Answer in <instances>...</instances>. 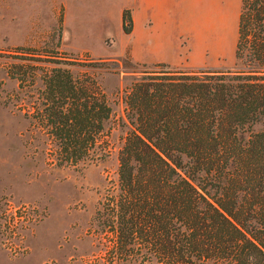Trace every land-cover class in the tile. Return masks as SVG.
Wrapping results in <instances>:
<instances>
[{"label": "rangeland", "instance_id": "1", "mask_svg": "<svg viewBox=\"0 0 264 264\" xmlns=\"http://www.w3.org/2000/svg\"><path fill=\"white\" fill-rule=\"evenodd\" d=\"M242 3L0 0V264H166L121 247L111 226L129 130L125 90L143 70L241 66ZM59 66L101 85L113 106L104 159L58 164L29 114Z\"/></svg>", "mask_w": 264, "mask_h": 264}, {"label": "trees", "instance_id": "2", "mask_svg": "<svg viewBox=\"0 0 264 264\" xmlns=\"http://www.w3.org/2000/svg\"><path fill=\"white\" fill-rule=\"evenodd\" d=\"M236 59L143 70L127 86L111 223L121 247L166 264H264V0H243ZM44 98L29 114L58 164L112 153L101 85L59 66Z\"/></svg>", "mask_w": 264, "mask_h": 264}, {"label": "built area", "instance_id": "3", "mask_svg": "<svg viewBox=\"0 0 264 264\" xmlns=\"http://www.w3.org/2000/svg\"><path fill=\"white\" fill-rule=\"evenodd\" d=\"M15 228V227H14Z\"/></svg>", "mask_w": 264, "mask_h": 264}]
</instances>
